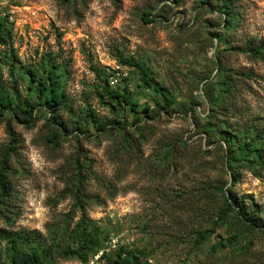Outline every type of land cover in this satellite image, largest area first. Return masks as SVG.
Here are the masks:
<instances>
[{"label":"rangeland","instance_id":"1","mask_svg":"<svg viewBox=\"0 0 264 264\" xmlns=\"http://www.w3.org/2000/svg\"><path fill=\"white\" fill-rule=\"evenodd\" d=\"M232 1L0 0L17 55L12 64L0 46L1 84L38 103L28 71L44 78L54 64L67 99L56 117L44 106L32 117L19 109L0 116V162L8 128L19 141L0 228L35 242L28 251L54 252L73 245L85 211L104 233L86 264H106L103 255L120 250L138 264H264V160L253 171L237 166L233 186L223 141L245 142L248 128H264V0ZM115 65L129 69L123 85L137 106L100 98ZM114 120L124 128L99 130ZM230 195L257 227L239 204L224 213ZM8 253L0 242L2 262Z\"/></svg>","mask_w":264,"mask_h":264},{"label":"trees","instance_id":"2","mask_svg":"<svg viewBox=\"0 0 264 264\" xmlns=\"http://www.w3.org/2000/svg\"><path fill=\"white\" fill-rule=\"evenodd\" d=\"M229 1L230 4H233L232 0ZM204 4L210 3L208 2ZM149 16L150 13L146 14L144 18L147 23L152 22ZM233 18V13H227L225 24L230 25L231 23H233ZM0 46L9 47L10 51L8 52V54H5L4 57H10L12 64H14L17 60V55L13 47V25L7 19L1 17ZM124 63L126 64L128 63V61H124ZM129 63H132V61H130ZM132 66L139 68L144 73L146 84L151 83L152 80L149 78L147 71L144 70L143 67H141L137 63ZM51 69H54V71L49 70L47 72V76L44 78H39L38 73L35 69H30L28 71L30 81L36 83V90L38 92L39 99L41 100L38 103L31 102L29 99L21 100L18 88H15L14 91L12 90V92L9 93L0 82V116L11 109H19L21 113L32 117L33 111L35 109H37L39 106H44L48 107L51 110L50 112H52L54 117H56V114L59 110L67 107V99L60 89V81L56 77V67L54 64H52ZM104 74L105 86L102 90V93L99 95L101 99L106 97L118 106H137V104L132 103V93L130 89L127 85H123V83H126V81H128V78L125 79L117 87H112L109 83V73L106 74L104 72ZM223 84L224 95L230 96L232 93H234L235 88L232 86V83L230 81H226ZM31 86H33V84H31ZM154 90L161 93L166 98L167 103L172 102V100L169 99L165 94L163 89L155 86ZM222 96L223 95H220L218 102L221 101ZM90 112L92 118H97L93 116V111ZM110 125L114 126L117 129L124 128V125L119 120H114L105 123H99V130H104ZM7 130L10 136V144L2 153L0 162V206H3L5 208H7L8 206L7 203L11 198L12 192L11 182L8 179V174L11 171L10 160L12 155L16 152L19 142L15 132L11 130V128H8ZM247 131L248 133H253V135L250 138L248 137L245 142H240L238 140L239 138H234L233 136H229V134H226L227 136L223 138V141L228 147L226 160L228 168L232 172L231 185L233 186L235 185V183H237V166H244L253 171L255 166L257 164H260L261 162H258V160H264V128H248ZM206 132L210 133L211 128L209 129V131L206 130ZM251 155L254 156L251 157ZM222 191L224 192L225 190ZM237 198V196H229V198L226 200L224 213H229L234 210L232 203H235L237 205L239 204L238 211L240 212V215L244 219V221L249 222L252 227H257L258 225L256 223L254 215L250 216L247 209H244V203L239 202ZM85 214L86 213L84 211L80 224L73 234V245L68 248L58 246L59 248L57 250L54 249V252H52L51 247L49 249L42 250L41 253H38L37 250L28 251L25 245L30 244L29 242H35L16 235L12 231L0 228V242L6 243L9 251L8 262H2L0 258V264H55L54 256H61L63 258H77L82 263L86 264L90 256L97 255L100 250L103 249L101 240L104 233L100 229H95L94 223L88 220ZM102 258L106 261V264H138L134 262L129 256H123L121 250L113 256L103 255Z\"/></svg>","mask_w":264,"mask_h":264},{"label":"built area","instance_id":"3","mask_svg":"<svg viewBox=\"0 0 264 264\" xmlns=\"http://www.w3.org/2000/svg\"><path fill=\"white\" fill-rule=\"evenodd\" d=\"M129 77V69L126 66L115 65L109 71V83L112 87H117L125 79Z\"/></svg>","mask_w":264,"mask_h":264}]
</instances>
